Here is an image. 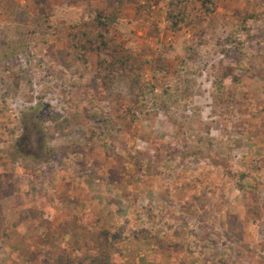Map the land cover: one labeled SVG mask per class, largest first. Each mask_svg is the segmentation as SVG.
Masks as SVG:
<instances>
[{"label":"rangeland","instance_id":"obj_1","mask_svg":"<svg viewBox=\"0 0 264 264\" xmlns=\"http://www.w3.org/2000/svg\"><path fill=\"white\" fill-rule=\"evenodd\" d=\"M21 1L0 0V28L26 5L52 34L0 55V264H26L28 226L55 225L44 210L26 208L31 198L57 195L44 186L71 188L70 175L85 167L99 187L119 182L140 205L168 200L169 212L176 210L170 189L181 201L195 193L212 215L243 184L247 220L260 222L264 0ZM75 2L81 21L74 11L70 22L56 17ZM37 32L22 30L29 38ZM245 172L255 188L246 186ZM185 201L189 211L198 209ZM27 215L37 220L25 222ZM208 233L194 236L204 241ZM239 235L228 231L220 242L235 245Z\"/></svg>","mask_w":264,"mask_h":264},{"label":"crops","instance_id":"obj_2","mask_svg":"<svg viewBox=\"0 0 264 264\" xmlns=\"http://www.w3.org/2000/svg\"><path fill=\"white\" fill-rule=\"evenodd\" d=\"M24 1L19 5L22 6ZM78 4L75 2L73 7L83 13V7ZM71 7L66 5L63 8ZM85 168L86 171L79 169V173L75 171L70 175L71 188L65 185L57 190L53 185L50 188L44 186L45 190L57 195L34 201L31 198L30 205L26 204L28 209L33 205L38 207L37 213L44 210L43 217L56 225H51L53 229L38 223L28 226V236L33 241L29 238L26 244V264H55L57 261L56 264H249L252 259L264 261V216L260 222L247 220L249 212L237 186V198L227 207L225 201L219 202L216 214L212 215L205 213L207 204L195 193H189L181 201L177 194L174 195L175 189H170L171 207L176 210L169 212L165 205L168 200L160 204L162 201L158 199L154 202L147 199L146 204L140 205L138 199L129 195L130 191L119 186V182L118 186L112 182L110 187L106 184L99 187L98 179L89 171L91 167ZM222 177L220 185H227L224 174ZM261 182L264 185V175ZM131 187L129 182V190ZM185 200H189L188 206L194 200L198 209L189 211L183 206ZM4 211V206L0 205V213ZM10 212L13 214V210ZM25 219V222L35 221L37 216L27 215ZM193 219L199 222L194 225ZM235 220L240 225L232 230ZM22 227L20 225L15 230L22 232ZM200 230H209L210 237L202 241L194 236ZM236 230L240 235L235 245L220 242L225 233ZM8 235L12 236L13 232ZM38 237L42 241L35 242ZM22 244L19 242L14 248ZM218 252L221 259H217Z\"/></svg>","mask_w":264,"mask_h":264},{"label":"trees","instance_id":"obj_3","mask_svg":"<svg viewBox=\"0 0 264 264\" xmlns=\"http://www.w3.org/2000/svg\"><path fill=\"white\" fill-rule=\"evenodd\" d=\"M70 11H74L75 15L77 16L76 20L81 21L83 13H81L80 10L70 8H59V10L55 11V15L56 17H63L65 21L70 22ZM20 12H22V15L20 14L16 19H14L13 22L6 23L5 25H3V28H0V55H2V53H4L5 56L16 55L20 53L25 48V46L28 45L31 41H47L49 35L52 34V30H49V28L47 29L46 23H43L46 22L43 15L34 16V18H32L26 5H23L21 7ZM35 18L38 19L37 22H35ZM31 19H33L32 23H30ZM33 26H37L38 28L37 36L34 35L32 38H29L22 33V30H27L28 27ZM8 28H11L12 30L10 32H6V29ZM241 176L247 180L246 186L248 184V186H252L253 188L256 187V183H254V185L251 183L252 175L250 173L245 172ZM239 188L240 190L245 191V187L243 184H240Z\"/></svg>","mask_w":264,"mask_h":264}]
</instances>
